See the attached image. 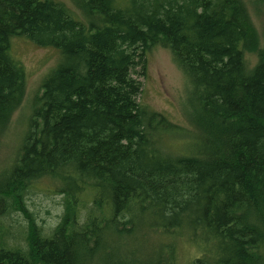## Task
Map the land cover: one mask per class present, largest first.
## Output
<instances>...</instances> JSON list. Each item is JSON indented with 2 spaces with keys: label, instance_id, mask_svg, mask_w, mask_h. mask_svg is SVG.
<instances>
[{
  "label": "trees",
  "instance_id": "1",
  "mask_svg": "<svg viewBox=\"0 0 264 264\" xmlns=\"http://www.w3.org/2000/svg\"><path fill=\"white\" fill-rule=\"evenodd\" d=\"M72 1L80 16L0 0V136L26 91L13 40L59 54L0 175V264L264 263V47L243 0ZM158 45L188 84L191 131L139 101ZM42 181L54 226L28 206Z\"/></svg>",
  "mask_w": 264,
  "mask_h": 264
},
{
  "label": "rangeland",
  "instance_id": "2",
  "mask_svg": "<svg viewBox=\"0 0 264 264\" xmlns=\"http://www.w3.org/2000/svg\"><path fill=\"white\" fill-rule=\"evenodd\" d=\"M56 1L80 16L72 0ZM243 2L254 26L259 48H263L264 0H243ZM81 20L83 21L82 18ZM12 52L24 66L27 82L24 99L0 136V175L15 163L19 148L29 130L30 119L36 109V100L43 93V81L59 60L56 50L38 47L20 37L13 40ZM246 58L248 64L253 66L258 60V53L247 52ZM137 78L142 83L139 101L143 105L151 111L163 115L167 120L187 132L192 130L187 117L190 112L188 84L183 73L173 62L171 52L167 48L159 45L152 46L147 53L144 75L137 76ZM184 145H188V142ZM45 187L46 182H40L39 189L32 191L34 194L29 197L28 206L30 212H33L37 219L48 227L54 226L58 222V215L61 213L59 206L61 199L50 189L46 190ZM20 219L23 220V216ZM196 253L198 254L197 250H194L192 246L182 245L179 248V260L184 263L197 255Z\"/></svg>",
  "mask_w": 264,
  "mask_h": 264
}]
</instances>
